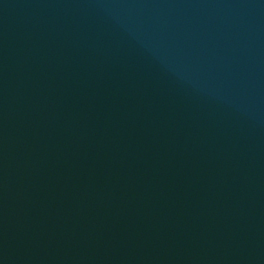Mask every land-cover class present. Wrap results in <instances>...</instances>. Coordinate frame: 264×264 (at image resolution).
Instances as JSON below:
<instances>
[{
	"label": "water",
	"instance_id": "water-1",
	"mask_svg": "<svg viewBox=\"0 0 264 264\" xmlns=\"http://www.w3.org/2000/svg\"><path fill=\"white\" fill-rule=\"evenodd\" d=\"M0 264H264V0H0Z\"/></svg>",
	"mask_w": 264,
	"mask_h": 264
}]
</instances>
